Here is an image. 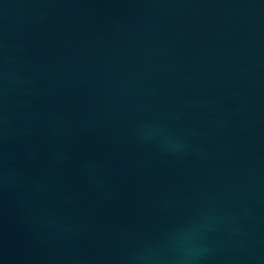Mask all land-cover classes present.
<instances>
[{
  "label": "water",
  "instance_id": "obj_1",
  "mask_svg": "<svg viewBox=\"0 0 264 264\" xmlns=\"http://www.w3.org/2000/svg\"><path fill=\"white\" fill-rule=\"evenodd\" d=\"M0 264H264V0H0Z\"/></svg>",
  "mask_w": 264,
  "mask_h": 264
}]
</instances>
